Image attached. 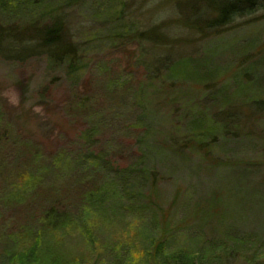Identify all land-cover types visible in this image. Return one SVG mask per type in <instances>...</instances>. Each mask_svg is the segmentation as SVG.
I'll use <instances>...</instances> for the list:
<instances>
[{
    "label": "rangeland",
    "instance_id": "rangeland-1",
    "mask_svg": "<svg viewBox=\"0 0 264 264\" xmlns=\"http://www.w3.org/2000/svg\"><path fill=\"white\" fill-rule=\"evenodd\" d=\"M24 1L5 0L0 21L40 22ZM50 1L85 65L51 72L44 56L0 58V264H28L25 231L51 206L77 221L56 235L76 264H150L154 250L199 264L264 259V7L202 38L183 25L191 0ZM154 26L165 45L137 35ZM152 61L188 94L149 77ZM199 68L211 75L193 83ZM203 114L221 125L205 154L174 150ZM128 164L134 172H119ZM141 167L158 173L154 199Z\"/></svg>",
    "mask_w": 264,
    "mask_h": 264
},
{
    "label": "trees",
    "instance_id": "trees-1",
    "mask_svg": "<svg viewBox=\"0 0 264 264\" xmlns=\"http://www.w3.org/2000/svg\"><path fill=\"white\" fill-rule=\"evenodd\" d=\"M77 1L78 0H66V5L64 6L67 7L73 5ZM190 4L191 5L188 6L191 7L190 19L183 25H186L185 28H188V30L197 32L202 38H205L209 36L206 35L207 31L211 30L214 34L218 33L222 30L221 27L229 23L232 18L250 14L257 9L264 7V0H191ZM21 5H26L24 6L26 9L28 6H30L31 9L34 8L37 11L35 16L40 22H35L36 20L29 18L26 23L13 25L11 23H3L4 20H1L0 58L20 62L31 56H44L46 68L51 72H54L57 68L61 67L64 69L65 73L76 72L83 68L85 63L81 54V45L67 37L68 29L64 21L65 15L63 16V14L59 15L55 13L60 7L53 5L50 0H25L21 3ZM6 7L7 4L5 0H0V8L5 9ZM176 25L182 26L183 28V25L178 23V20ZM157 28L158 26H154L146 31H139L137 35L140 34L142 38L146 37L145 39L150 40L154 45H165L158 40L161 37L152 35L153 31L158 32ZM153 61L151 63L152 65H148L149 67L152 66L150 74H148L149 77L153 78L151 74L156 76L157 72H161V77L170 80L171 84L172 82H179L175 85L169 84L171 87L175 86L176 88H180L182 84L186 82L185 80L182 81L180 79H173L176 73L170 66L161 69L158 66L153 67ZM207 70L208 69H204L203 71H200L199 68L194 71L191 69V72L195 73L194 77L199 79L198 81L192 82L194 83L209 80L207 77L211 74H209ZM217 70L220 71V69L214 67L212 72ZM212 78L213 76L211 79ZM54 79L55 77L52 76L50 81L40 89L39 94H41L40 92L42 89L47 88L50 84H52ZM187 80L191 81L190 79ZM181 91L186 93L189 92L184 89H181ZM255 104H259V101H255ZM260 107H262V105H260ZM204 114L203 116L194 117L195 122L192 124L193 127L189 131V134L183 138V141L181 140L179 143H171L174 150L177 151L187 147H194L196 151L201 153L204 152L205 154L209 142H212L209 138H211V136H213V134L221 128V125L217 119L214 123V119L208 118V116H205ZM226 120L232 121L233 118L228 116L222 121ZM209 124L211 125L209 126ZM117 167H115V169H117ZM140 169L141 173L149 180V186L146 190V194H143V196L154 199L157 192V181L159 179L158 173L154 167H150V169L141 167ZM134 170L135 167L132 168L131 165L128 164L120 167L119 172H134ZM95 191L98 193L100 188ZM95 191L87 193L85 199L90 197L91 194L96 193ZM137 195L138 193L135 194V196ZM140 196L142 195L140 194ZM207 202L212 206L218 204L220 201L216 195H212L207 198ZM146 204H149V202ZM161 213L159 214L161 219V231L159 233L160 239H162L166 231L163 228L165 226L164 223L166 222L164 220L165 212L164 214L162 213V215ZM76 222L77 221L74 219V216L68 212L59 211L52 206L46 208L39 218V222L35 228H29L25 231V234L31 239L28 246L24 249V252L27 253L26 258L28 261L26 263L76 264V262H74L70 257H67V252L63 244L60 242L61 239H56V237H58L56 236L58 233H66L65 231H67L68 228H72L73 226L76 227ZM45 234H49L48 238L50 240L47 239V241L51 243L50 245L47 244L44 246L41 238L44 237ZM61 236L62 235H60V237ZM40 239L41 241H39ZM231 250V248H226V251ZM150 255L152 256L149 257L150 264H199L193 257H155L156 250H154ZM16 258L18 259L19 257ZM219 262L220 264L231 263L229 257H220ZM14 264L17 263L15 262ZM254 264H264V259L256 261Z\"/></svg>",
    "mask_w": 264,
    "mask_h": 264
}]
</instances>
